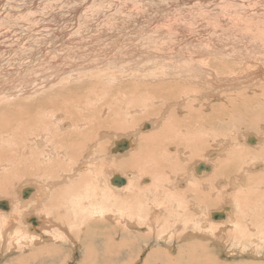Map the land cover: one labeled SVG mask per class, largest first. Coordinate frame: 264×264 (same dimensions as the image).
I'll return each mask as SVG.
<instances>
[{"label":"bare ground","instance_id":"1","mask_svg":"<svg viewBox=\"0 0 264 264\" xmlns=\"http://www.w3.org/2000/svg\"><path fill=\"white\" fill-rule=\"evenodd\" d=\"M33 1L0 0V254L264 264V0ZM162 4L185 38L139 43Z\"/></svg>","mask_w":264,"mask_h":264},{"label":"rangeland","instance_id":"2","mask_svg":"<svg viewBox=\"0 0 264 264\" xmlns=\"http://www.w3.org/2000/svg\"><path fill=\"white\" fill-rule=\"evenodd\" d=\"M11 1H13V0H11ZM20 1L24 2L23 4H24L25 8L27 6H30V7H33L35 9H37V10H40V8H41L40 5H42L39 2L33 1V0H20ZM49 1H52V0H49ZM54 1L58 2L59 4L62 5V8L57 10L58 11V16H65L64 15L65 11L71 12L72 15L75 14L76 12H78V11L81 12L82 11V5L84 4V2L82 0H54ZM76 2H78V4ZM167 7H169V6L163 5V4L162 5H156V8H152V6H150L151 11L148 12V13L143 14L144 20H146L149 23L148 27H150L151 29L148 30L144 35H142L137 40L139 43H143V42H146V41L150 40V38H149L150 34L154 35L155 40H159L160 38H162L164 36L166 37V40L173 39L171 37L172 33H174V38L175 37H183V38H185L186 32L184 30V27H183L182 24H177L178 22H174L176 24L168 23V24H162V25H159V26H156V24H158V23H152L154 19L162 18L166 14L165 12H163V9H166ZM178 9H180V8H178ZM10 18H12V16H9L6 19L0 18V20L8 21ZM140 20L141 19H138V18L133 19L132 23H140ZM121 28H123V27H121ZM169 29H170V31H169ZM167 34H170V37H167ZM218 37L219 38H217V39H216V37L211 38V41L214 42V38H215L218 41V43L225 44L226 43L225 42L226 39L228 41L231 40V39H229V36L226 37L224 35H219ZM194 38H199L197 33L195 34ZM179 42H182V41H179ZM135 44H137V42L134 41V40L131 43H128L127 40H117V41H113L112 40V41H108L106 44H104V47L102 49H103V51H106V47L107 46H111L109 48V49H111V51H108V52H105V53L106 54H114L115 52L120 51V50H123L125 52L126 48L133 47ZM179 49L182 52H186L187 51V50L182 49L180 46H179ZM79 51H80V55H77L75 57V60L89 62V60H88L89 56L88 55H89V53H90V55H91V53H93L91 51V49L88 48V51L83 53V46H82V44L79 43ZM256 172L257 171H255V173H251L250 172V174L254 175V174H256ZM254 176H256V175H254ZM256 177H258V176H256ZM261 184H264V182H262ZM1 243L2 242L0 240V251L3 248V245H1ZM11 246L12 245H10L9 247H6L5 250L3 249V251L5 253L3 252L4 254H0V264H18L17 263V257H18L17 255L19 253H21L22 250H19L17 252L16 250H18V249H14V248L12 249ZM17 246L18 247L20 246V248H22L25 245L24 244H17ZM24 251H26V250H24ZM218 251L220 252V254H222V256L224 258L226 253H223V251L221 250L220 246L216 247L215 253L217 252L216 254H219ZM66 252H67V255H68V258H69L66 264H82L81 262L77 261L78 259L77 260L73 259V257L74 258H79V255H78L79 251L77 252V246L76 245L75 246H73V245L69 246L68 249L66 250ZM135 252L136 251L133 250V253H135ZM23 253L24 252H22L19 256H24ZM143 253L144 254L147 253V249H145L143 251ZM26 254H27V252H26ZM1 255H3V256H1ZM228 256H229V259L232 258V256H230V255H228ZM139 260L140 259H137L136 263H134V264H142V261L139 262ZM32 263L33 264H40V259L36 258V260H34ZM59 263H60V261L55 262L54 260H52V261L51 260L50 261L47 260V262L43 263V264H59Z\"/></svg>","mask_w":264,"mask_h":264},{"label":"water","instance_id":"3","mask_svg":"<svg viewBox=\"0 0 264 264\" xmlns=\"http://www.w3.org/2000/svg\"><path fill=\"white\" fill-rule=\"evenodd\" d=\"M0 205H3L4 208L7 206L3 202H0Z\"/></svg>","mask_w":264,"mask_h":264}]
</instances>
